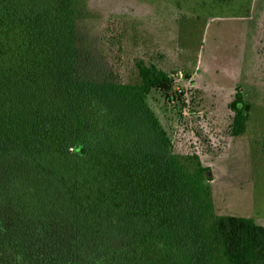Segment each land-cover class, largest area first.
I'll list each match as a JSON object with an SVG mask.
<instances>
[{
    "label": "trees",
    "instance_id": "obj_1",
    "mask_svg": "<svg viewBox=\"0 0 264 264\" xmlns=\"http://www.w3.org/2000/svg\"><path fill=\"white\" fill-rule=\"evenodd\" d=\"M76 3L0 0V264H264L254 218L199 225L203 197L144 98L170 74L140 60L136 91L115 82ZM230 107L240 135L241 90Z\"/></svg>",
    "mask_w": 264,
    "mask_h": 264
},
{
    "label": "rangeland",
    "instance_id": "obj_2",
    "mask_svg": "<svg viewBox=\"0 0 264 264\" xmlns=\"http://www.w3.org/2000/svg\"><path fill=\"white\" fill-rule=\"evenodd\" d=\"M76 5L79 28L115 82L138 89L140 60L170 74L169 89L152 88L144 98L203 197L204 233L221 214L264 225V0ZM238 89L250 109L246 131L233 135L230 103Z\"/></svg>",
    "mask_w": 264,
    "mask_h": 264
}]
</instances>
